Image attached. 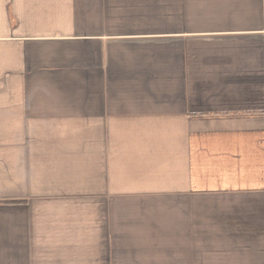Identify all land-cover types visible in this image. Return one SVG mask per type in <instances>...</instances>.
Masks as SVG:
<instances>
[{
	"label": "crops",
	"instance_id": "obj_1",
	"mask_svg": "<svg viewBox=\"0 0 264 264\" xmlns=\"http://www.w3.org/2000/svg\"><path fill=\"white\" fill-rule=\"evenodd\" d=\"M0 264H264V0H0Z\"/></svg>",
	"mask_w": 264,
	"mask_h": 264
}]
</instances>
